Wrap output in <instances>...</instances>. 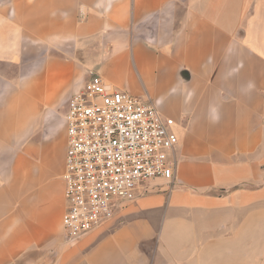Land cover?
Returning <instances> with one entry per match:
<instances>
[{
    "label": "crops",
    "instance_id": "1",
    "mask_svg": "<svg viewBox=\"0 0 264 264\" xmlns=\"http://www.w3.org/2000/svg\"><path fill=\"white\" fill-rule=\"evenodd\" d=\"M94 75L175 121V174L71 245L65 114ZM29 139L0 148V264H264V0H0V143Z\"/></svg>",
    "mask_w": 264,
    "mask_h": 264
},
{
    "label": "built area",
    "instance_id": "2",
    "mask_svg": "<svg viewBox=\"0 0 264 264\" xmlns=\"http://www.w3.org/2000/svg\"><path fill=\"white\" fill-rule=\"evenodd\" d=\"M62 218L66 240L107 226L155 179L173 180L178 145L171 118L157 105L92 76L68 102Z\"/></svg>",
    "mask_w": 264,
    "mask_h": 264
},
{
    "label": "rangeland",
    "instance_id": "3",
    "mask_svg": "<svg viewBox=\"0 0 264 264\" xmlns=\"http://www.w3.org/2000/svg\"><path fill=\"white\" fill-rule=\"evenodd\" d=\"M59 112H60V115H61L60 117L62 120L64 118L65 109H62ZM29 143H31L30 139H29V141H22V142H15V143L2 142V143H0V148H3V149H10V148L25 149ZM0 160L3 161L4 164H6L7 161H9L10 159L2 158Z\"/></svg>",
    "mask_w": 264,
    "mask_h": 264
}]
</instances>
